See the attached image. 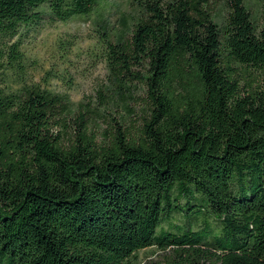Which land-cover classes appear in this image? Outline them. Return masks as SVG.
Listing matches in <instances>:
<instances>
[{
    "label": "trees",
    "instance_id": "16d2710c",
    "mask_svg": "<svg viewBox=\"0 0 264 264\" xmlns=\"http://www.w3.org/2000/svg\"><path fill=\"white\" fill-rule=\"evenodd\" d=\"M98 3L0 0V264H264V23L131 0L94 101L26 83L20 28Z\"/></svg>",
    "mask_w": 264,
    "mask_h": 264
},
{
    "label": "rangeland",
    "instance_id": "374dc122",
    "mask_svg": "<svg viewBox=\"0 0 264 264\" xmlns=\"http://www.w3.org/2000/svg\"><path fill=\"white\" fill-rule=\"evenodd\" d=\"M244 2L256 23L262 25L264 1ZM225 6L226 0H213L214 15L218 23L227 14ZM134 11L131 0H99L98 6L87 16L76 15L67 22L53 21L46 16L37 25L20 28L18 40L24 54L25 82L40 85L53 92L65 93L73 103L94 101L97 91L106 83L104 65L95 55L101 29L103 25H107L110 37L115 39V35L124 31L123 20L132 16ZM10 77L11 83L1 82L0 86L15 87L16 76ZM207 221L210 228L218 227L214 219L207 218ZM178 223L180 220L173 217L162 226L169 228ZM137 255L139 261L144 262L156 259L159 253L154 249H146Z\"/></svg>",
    "mask_w": 264,
    "mask_h": 264
}]
</instances>
